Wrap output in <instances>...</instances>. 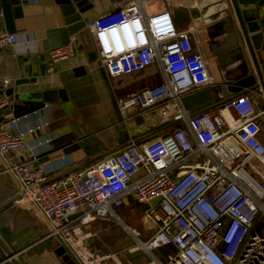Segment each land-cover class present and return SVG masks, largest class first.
I'll list each match as a JSON object with an SVG mask.
<instances>
[{
  "label": "built area",
  "instance_id": "obj_1",
  "mask_svg": "<svg viewBox=\"0 0 264 264\" xmlns=\"http://www.w3.org/2000/svg\"><path fill=\"white\" fill-rule=\"evenodd\" d=\"M147 1L130 0L97 16L89 31L108 76L153 68L160 77L120 101L122 122L156 109L162 124L175 126L154 140L130 137L124 148L85 169L49 177L42 167L10 156L23 138L0 125L1 173L17 185L14 206L31 207L46 238L57 240L72 264H121L114 255L92 252L77 235L97 219L122 224L113 208L128 200L144 206L143 219L155 228L142 241L124 226L136 244L131 252L145 253L149 264H264V232H256L259 226L264 231V145L258 138L264 110L246 93L226 102L223 109L236 115L226 132L223 116L184 110L183 95L216 84L194 29H179L167 9L147 10ZM16 42L14 33L2 32L0 52ZM73 43L74 37L51 48V62L71 57ZM8 104L0 98V117ZM166 245L176 252L162 263L153 252Z\"/></svg>",
  "mask_w": 264,
  "mask_h": 264
},
{
  "label": "crops",
  "instance_id": "obj_2",
  "mask_svg": "<svg viewBox=\"0 0 264 264\" xmlns=\"http://www.w3.org/2000/svg\"><path fill=\"white\" fill-rule=\"evenodd\" d=\"M129 1L90 0L92 7L82 15L85 26L70 36L74 37V54L53 64L48 51L64 44L65 23L59 6L48 0H0V34L11 32L17 36L16 44L0 52V98L6 97L7 88H12L7 97L9 104L1 111L0 125L20 135L24 142L22 148L10 155L16 161H30L32 166L42 167L49 177H57L101 161L124 148L130 137L137 141L154 140L168 130L169 126L157 131L162 121L156 109L127 123L122 122L118 109L122 99L160 81L153 68L110 77L96 59L89 58V52L95 49L89 23ZM145 8L167 9L179 29L188 26L194 29L206 62L215 64L217 70L220 63L224 67L209 74L217 84L214 88L227 87L225 102L246 93L254 96L257 108L261 109L264 59L254 64L248 48L242 47L229 0H148ZM50 66H53L51 71ZM253 77L257 86L249 90ZM46 90L51 91L47 96L49 101L42 100ZM221 98L218 93L213 101ZM208 113L225 118L221 129L225 132L236 117L232 110H224L222 106ZM258 138L264 145V125ZM4 165L0 160V168ZM17 191L12 177L0 173V210L14 199ZM134 206L139 208L132 204L125 209L135 213ZM11 208L0 212V234L18 253L21 264H62L55 254L58 241L46 238V227L39 215L31 207L18 212ZM139 220L146 223L142 216ZM79 237H85L91 249L100 248V253L114 255L121 264H149L144 258L132 256L136 252H131L125 238L121 236L123 241L115 237L111 224L86 231L80 227ZM0 264H7L1 251Z\"/></svg>",
  "mask_w": 264,
  "mask_h": 264
},
{
  "label": "water",
  "instance_id": "obj_3",
  "mask_svg": "<svg viewBox=\"0 0 264 264\" xmlns=\"http://www.w3.org/2000/svg\"><path fill=\"white\" fill-rule=\"evenodd\" d=\"M51 3H55L59 6L60 12L64 16L65 28L62 30L63 42L66 43L69 41L71 35L78 32L85 26V23L82 19V15L92 7L90 0H48ZM236 17L239 34L241 36V45L243 48L247 47L251 57L253 58L254 64L257 60L264 59V0H229ZM90 59H97L96 50L89 52ZM252 76H248L250 78ZM246 79V78H245ZM242 79V80H245ZM252 78L251 83L248 85L252 90L257 85ZM17 82L16 84H19ZM217 85V84H216ZM214 85V86H216ZM214 86H207L202 89L196 90L194 92L183 95L180 98L181 105L184 110L191 113V115L200 114L212 107L223 106L226 102L228 89L226 86L219 87V90L214 88ZM12 93V88L9 87L5 91L6 97H10ZM51 93L50 90H46L42 93V100H47V96ZM222 96L223 98L215 100L216 95ZM213 101V102H211ZM45 103V102H44ZM52 103V102H48ZM261 110H264V103H261ZM2 168H0V173ZM18 197L6 205L3 209L14 206ZM0 251L4 257V262L7 264H21L18 259V253L14 252L5 239L0 234ZM55 254L58 257L65 255L68 259L66 263L65 259H61L62 264H72L65 254V251L59 247L55 251Z\"/></svg>",
  "mask_w": 264,
  "mask_h": 264
},
{
  "label": "rangeland",
  "instance_id": "obj_4",
  "mask_svg": "<svg viewBox=\"0 0 264 264\" xmlns=\"http://www.w3.org/2000/svg\"><path fill=\"white\" fill-rule=\"evenodd\" d=\"M207 64V68H208V71H209V73L210 74H213V71H215L216 73L218 72V71H220L222 68L224 69V67H223V65H221V63L218 65V70L216 69V66H215V64H212V63H206ZM132 204H135V205H138L139 206V208L138 209H136V207L134 206V207H132L133 208V210H135L134 212L135 213H132V212H129L128 210H126L125 209V207H127L128 205H132ZM125 210V211H124ZM143 210H144V206H142V205H140V204H138V203H136V202H134V201H132V200H128L127 201V204L124 206V207H120V208H113V211H114V213L118 216V217H120V219H121V221L123 222L122 224L121 223H119L118 221H116L115 219H112V218H110V219H108V221H103V220H101V219H97V222H95V223H91V224H89V225H85V226H80L81 227V229L83 230V231H86V230H92L93 228L95 229V228H97L98 229V227L99 226H101V224H103V225H107V224H111V228H112V230H113V232H114V235H115V237L116 238H119V239H121V240H123L124 241V239L123 238H125L128 242H129V244H128V247H130V249H133L134 248V245H136L135 244V242H134V240H133V238H132V236L130 235V234H128L125 230H124V226L126 225L127 227H129L132 231H135V232H142V234H145L146 236H139V238L142 240V241H145V239L146 238H148L149 236L151 237L152 236V234L154 233V231H155V228L154 227H152L151 226V224L149 223V222H141L139 219H140V217L142 216V218H143ZM123 211H124V213H123ZM126 211H128L129 212V214L126 212ZM260 226L257 228V230H256V232L257 233H262V232H264V231H260ZM263 229H264V227H263ZM117 233H119L120 234V237H118V234ZM123 238H122V237ZM91 249V248H90ZM93 249V251L96 253V254H98V255H101V256H105V255H112V254H110V253H108V254H104V253H100V252H102V251H100L101 249L100 248H92ZM129 249V250H130ZM105 252H108L106 249H105ZM124 254V253H123ZM132 256L134 257V258H138L139 260L141 259V258H144L145 259V261L146 262H149V257H147L146 256V254L145 253H143V252H141V251H136V253H134V254H132ZM61 259H65L66 260V263H68L69 261H68V259H67V257L65 256V255H62L61 257H60Z\"/></svg>",
  "mask_w": 264,
  "mask_h": 264
},
{
  "label": "trees",
  "instance_id": "obj_5",
  "mask_svg": "<svg viewBox=\"0 0 264 264\" xmlns=\"http://www.w3.org/2000/svg\"><path fill=\"white\" fill-rule=\"evenodd\" d=\"M239 95H241V94H239ZM219 107H221V106H217V107H212V108H210V109H208L207 111H205V112H203V113H208V112H210V111H212V110H215V109H218ZM167 126H169V127H174L175 126V124H162V126L161 127H158L157 128V131H159V130H161V129H163L164 127H167ZM154 131V130H153ZM152 131V132H153ZM156 138V137H155ZM11 211H16V212H18V211H22L21 210V207H19V206H12V208L10 209ZM90 248V247H89ZM91 251L92 252H94L92 249H91ZM175 252H176V249L172 246V245H166V246H163V247H161V248H158V249H156L154 252H153V254H154V256L160 261V262H162V263H164L166 260H167V257L169 256V255H173V254H175ZM95 253V252H94Z\"/></svg>",
  "mask_w": 264,
  "mask_h": 264
}]
</instances>
